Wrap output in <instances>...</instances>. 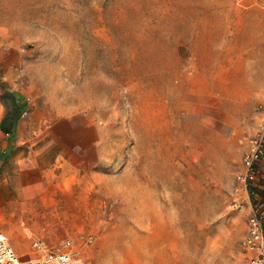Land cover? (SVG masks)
Here are the masks:
<instances>
[{
    "label": "rangeland",
    "instance_id": "rangeland-1",
    "mask_svg": "<svg viewBox=\"0 0 264 264\" xmlns=\"http://www.w3.org/2000/svg\"><path fill=\"white\" fill-rule=\"evenodd\" d=\"M262 101L264 0H0V232L25 257L240 264Z\"/></svg>",
    "mask_w": 264,
    "mask_h": 264
},
{
    "label": "built area",
    "instance_id": "built-area-1",
    "mask_svg": "<svg viewBox=\"0 0 264 264\" xmlns=\"http://www.w3.org/2000/svg\"><path fill=\"white\" fill-rule=\"evenodd\" d=\"M259 121L247 143L242 159L243 170L237 175L240 190L248 199L249 187L256 184L264 164V101L258 106ZM246 235L242 243L244 259L240 264H264V203L256 200L249 204ZM38 254L22 258L0 232V264H87L80 253L66 241L58 247L47 249L39 241L33 244Z\"/></svg>",
    "mask_w": 264,
    "mask_h": 264
},
{
    "label": "crops",
    "instance_id": "crops-1",
    "mask_svg": "<svg viewBox=\"0 0 264 264\" xmlns=\"http://www.w3.org/2000/svg\"><path fill=\"white\" fill-rule=\"evenodd\" d=\"M15 132H16L15 130H13L11 133L0 130V171H2L4 167L8 163L12 162L13 160L12 153H13V149L16 146ZM9 243L14 248V250L18 253V255H20L22 258H33L36 256L35 255V256L25 257V255L20 254V252L17 249V245L13 244L10 240H9Z\"/></svg>",
    "mask_w": 264,
    "mask_h": 264
},
{
    "label": "trees",
    "instance_id": "trees-1",
    "mask_svg": "<svg viewBox=\"0 0 264 264\" xmlns=\"http://www.w3.org/2000/svg\"><path fill=\"white\" fill-rule=\"evenodd\" d=\"M13 99L16 102L19 100L17 97H13ZM2 131L10 132V133L12 132L6 129ZM249 195L254 197L253 198L254 202H256V200H260L262 203H264V181H261V179H258L256 184H251L249 187Z\"/></svg>",
    "mask_w": 264,
    "mask_h": 264
}]
</instances>
